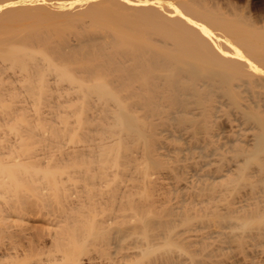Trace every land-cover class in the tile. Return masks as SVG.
<instances>
[{
    "label": "bare ground",
    "instance_id": "bare-ground-1",
    "mask_svg": "<svg viewBox=\"0 0 264 264\" xmlns=\"http://www.w3.org/2000/svg\"><path fill=\"white\" fill-rule=\"evenodd\" d=\"M238 263L264 264V22L0 0V264Z\"/></svg>",
    "mask_w": 264,
    "mask_h": 264
},
{
    "label": "rangeland",
    "instance_id": "rangeland-1",
    "mask_svg": "<svg viewBox=\"0 0 264 264\" xmlns=\"http://www.w3.org/2000/svg\"><path fill=\"white\" fill-rule=\"evenodd\" d=\"M223 1H226V3L231 1L238 4L239 7L245 11V13L251 16L259 24H262L264 22V0H223ZM35 222L36 224H41V221L39 220Z\"/></svg>",
    "mask_w": 264,
    "mask_h": 264
}]
</instances>
